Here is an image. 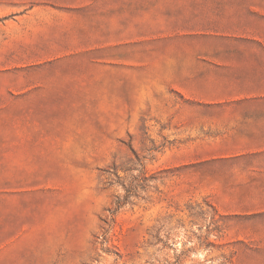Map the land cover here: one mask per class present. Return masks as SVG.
Segmentation results:
<instances>
[{
    "label": "rangeland",
    "instance_id": "rangeland-1",
    "mask_svg": "<svg viewBox=\"0 0 264 264\" xmlns=\"http://www.w3.org/2000/svg\"><path fill=\"white\" fill-rule=\"evenodd\" d=\"M29 6L0 0V264H264L257 155H236L257 100L186 96L125 62L154 50L98 47L108 17Z\"/></svg>",
    "mask_w": 264,
    "mask_h": 264
},
{
    "label": "crops",
    "instance_id": "crops-1",
    "mask_svg": "<svg viewBox=\"0 0 264 264\" xmlns=\"http://www.w3.org/2000/svg\"><path fill=\"white\" fill-rule=\"evenodd\" d=\"M29 5L46 14L108 17L109 35L98 47L154 50L156 60L125 62L173 66L170 86L186 96L228 109L232 106L220 103L257 100L254 132L244 135L253 136L256 146L236 155H257V212H264V55H235L240 41L264 50V38L257 40L264 32V0H29Z\"/></svg>",
    "mask_w": 264,
    "mask_h": 264
},
{
    "label": "trees",
    "instance_id": "trees-1",
    "mask_svg": "<svg viewBox=\"0 0 264 264\" xmlns=\"http://www.w3.org/2000/svg\"><path fill=\"white\" fill-rule=\"evenodd\" d=\"M126 201L125 200H122L118 197L117 201H116V209L115 211H117L120 207H122L124 205ZM214 207V206H213ZM114 211V213H115Z\"/></svg>",
    "mask_w": 264,
    "mask_h": 264
}]
</instances>
